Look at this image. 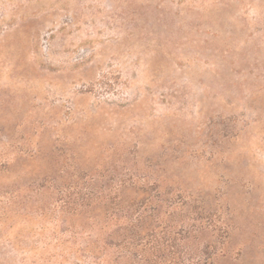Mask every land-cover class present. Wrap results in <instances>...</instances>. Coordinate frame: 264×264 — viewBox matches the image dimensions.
<instances>
[{"label": "rangeland", "instance_id": "1", "mask_svg": "<svg viewBox=\"0 0 264 264\" xmlns=\"http://www.w3.org/2000/svg\"><path fill=\"white\" fill-rule=\"evenodd\" d=\"M156 203L165 259L264 264V0H0V264Z\"/></svg>", "mask_w": 264, "mask_h": 264}, {"label": "trees", "instance_id": "2", "mask_svg": "<svg viewBox=\"0 0 264 264\" xmlns=\"http://www.w3.org/2000/svg\"><path fill=\"white\" fill-rule=\"evenodd\" d=\"M131 207V206H130ZM149 212L140 209H129L128 212L117 214V229L120 240L113 242L115 232L108 235V242H104L103 250L113 249V256L117 260L116 264H208V260H201L200 257L193 260L190 257L183 259L172 252L171 259L167 260L162 256L161 242L157 239L155 231L158 229L160 217V203L151 205ZM150 208V209H151ZM129 211H132L129 213ZM115 214V215H117ZM149 223L154 226L150 230ZM185 240L183 241V243ZM188 244V242H187ZM153 245V246H152ZM156 245V246H154ZM165 245V244H163ZM102 256V254H101ZM95 263L100 264L101 259L95 258Z\"/></svg>", "mask_w": 264, "mask_h": 264}]
</instances>
